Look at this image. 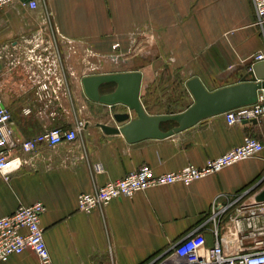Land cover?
<instances>
[{"label":"crops","instance_id":"obj_1","mask_svg":"<svg viewBox=\"0 0 264 264\" xmlns=\"http://www.w3.org/2000/svg\"><path fill=\"white\" fill-rule=\"evenodd\" d=\"M33 1L35 9L21 0L0 8V100L10 113L13 136L21 141L54 128L68 130L77 120L84 128L78 142L41 144L22 155L21 167L8 181L0 176V217L41 202L53 264H145L203 224L210 247L213 202L227 205L264 178V149L189 186L152 188L113 200L101 211L79 212L77 197L142 166L155 174L202 167L247 135L264 143V118L227 126L218 115L167 138L130 143L97 126L112 124L109 116L124 113V107L88 100L81 81L137 71L148 115L183 112L192 102L185 88L189 79L198 78L210 92L238 84L256 64L253 57L264 52L251 0ZM43 83L57 99L40 97ZM114 89L109 85L102 93ZM175 126L167 121L160 129ZM228 217L220 225L224 238L234 235ZM0 264L39 262L26 250Z\"/></svg>","mask_w":264,"mask_h":264},{"label":"built area","instance_id":"obj_2","mask_svg":"<svg viewBox=\"0 0 264 264\" xmlns=\"http://www.w3.org/2000/svg\"><path fill=\"white\" fill-rule=\"evenodd\" d=\"M16 1L19 0H0V8ZM251 4L255 26L264 38V0H251ZM24 5L29 9H35L37 6L33 0ZM116 47L117 44L113 46ZM58 57L56 54V59ZM253 61L264 62V52L256 54ZM59 67L61 72V66ZM39 89L42 99H57L49 91L48 83L41 84ZM29 113L28 109L23 110L24 115ZM222 115L227 126L252 120L260 121L264 118V92L257 94L254 104L227 111ZM83 128L84 122L77 120L68 130L54 128L30 139L17 141L13 136L10 113L1 106L0 100V176L8 181L9 175L21 167L22 155L35 152L41 144L54 147L61 143L78 142ZM263 149L264 143L247 135L240 145L214 159H208L202 167L187 165L176 172L155 174L149 167L142 166L123 178L101 187L94 186L91 192L78 195L76 207L79 212L89 214L95 210L101 211L113 200L130 198L136 193L152 188L174 184L189 186L234 164L256 158ZM94 172L99 174L101 166H94ZM262 184L264 185V178L255 186L237 194L227 205L213 202L208 220L214 225V242L210 247L201 232L203 224L173 244L164 254L145 264H264V201L255 200L264 190ZM253 193L254 200L247 202V197ZM231 209L233 214L229 215ZM44 211V205L35 202L29 206H19L11 215L0 217V262H6L11 256L29 250L39 264H53L41 227ZM226 215L229 216L234 230V235L230 238H224L223 228L220 226L222 218Z\"/></svg>","mask_w":264,"mask_h":264},{"label":"water","instance_id":"obj_3","mask_svg":"<svg viewBox=\"0 0 264 264\" xmlns=\"http://www.w3.org/2000/svg\"><path fill=\"white\" fill-rule=\"evenodd\" d=\"M141 78V73L137 71L88 75L82 78L81 84L88 100L108 107L121 105L125 109L124 113L109 116L112 124L97 125L105 134H120L130 143L142 139H163L191 128L207 118L252 105L257 94L264 92V62L249 66L240 83L212 92L198 78L189 79L185 88L192 102L183 112L176 114L151 116L145 112L140 101ZM109 85H114L115 89L110 93H102ZM167 121L175 122L177 126L168 131L161 130L160 124ZM252 122L255 123L256 120ZM255 200L264 201V190Z\"/></svg>","mask_w":264,"mask_h":264},{"label":"rangeland","instance_id":"obj_4","mask_svg":"<svg viewBox=\"0 0 264 264\" xmlns=\"http://www.w3.org/2000/svg\"><path fill=\"white\" fill-rule=\"evenodd\" d=\"M258 29V28H257ZM259 30V29H258ZM113 48V47H112ZM118 48V45H117V47L116 48H113V50H116ZM186 107V106H185ZM83 121V120H82Z\"/></svg>","mask_w":264,"mask_h":264}]
</instances>
